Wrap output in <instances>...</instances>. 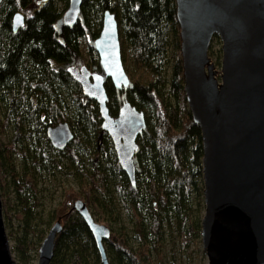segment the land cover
<instances>
[{"label": "trees", "instance_id": "1", "mask_svg": "<svg viewBox=\"0 0 264 264\" xmlns=\"http://www.w3.org/2000/svg\"><path fill=\"white\" fill-rule=\"evenodd\" d=\"M34 4L39 7L31 13ZM68 5L69 0H0V125L13 132L8 143L0 140V192L13 256L18 264H34L61 219L51 264H100L94 238L74 209L83 200L112 231L106 243L110 264H156L173 230L188 247L201 238L203 219L195 206L199 195L204 202L202 132L184 93L176 2L83 0L72 29L60 24ZM106 11L116 16L131 76L130 87L119 94L146 118L147 129L138 138L136 188L118 165L110 137L100 138L97 103L66 69L86 55L87 67L101 70L91 43ZM20 13L25 23L14 32ZM105 87L110 114L117 116L118 92L110 80ZM61 123L74 134L63 151L47 136ZM57 173L74 179L78 188H64L62 202L47 205L42 182Z\"/></svg>", "mask_w": 264, "mask_h": 264}, {"label": "water", "instance_id": "2", "mask_svg": "<svg viewBox=\"0 0 264 264\" xmlns=\"http://www.w3.org/2000/svg\"><path fill=\"white\" fill-rule=\"evenodd\" d=\"M46 1V0H44ZM83 0H69L60 21L72 29ZM180 26L184 93L194 123L202 132L205 214L203 251L209 264H264V0H175ZM25 23L17 14L13 30ZM222 44L221 69L210 56L213 40ZM100 71L71 62L66 66L86 97L97 103L102 119L100 138L112 141L118 165L136 188L138 138L147 129L143 112L120 92L131 80L125 70L115 14L106 11L102 31L91 43ZM118 92L120 110L110 114L105 84ZM56 150L74 140L68 123L47 132ZM74 209L92 234L100 264H110L106 243L111 229L98 222L83 200ZM61 219L39 249L38 264H51ZM0 264H18L12 253L0 192Z\"/></svg>", "mask_w": 264, "mask_h": 264}, {"label": "rangeland", "instance_id": "3", "mask_svg": "<svg viewBox=\"0 0 264 264\" xmlns=\"http://www.w3.org/2000/svg\"><path fill=\"white\" fill-rule=\"evenodd\" d=\"M38 7L39 6L37 4H34L29 8V11L33 13L35 10L38 9ZM221 48H222V44L220 40H216L213 44V49L210 55L213 63L217 67V70L221 69V62L223 56ZM79 63L80 65L88 66L89 59L87 58L86 55H84L83 59ZM12 134L13 132L11 128L4 130L0 125V140L3 143H8L12 138ZM42 185L44 188H46L45 201L47 205L60 204L62 202L64 188H69V187H73L75 189L78 188L74 179L66 175H63L62 173H57L55 177H51L50 179L46 180L45 184H43L42 182ZM195 206L198 215H201V217L203 218L205 214V203L202 201L200 195L198 198H196ZM202 206H204V210ZM171 233L170 235L172 238L167 237V239L164 242V248H163L164 258L162 260L156 261V264H209L208 258L203 251L202 231H201V238L190 243L188 247H184L181 245V242L179 240L178 235L175 233V230H173ZM10 242H11V246H13V242L11 239ZM34 264H38V258L34 262Z\"/></svg>", "mask_w": 264, "mask_h": 264}]
</instances>
